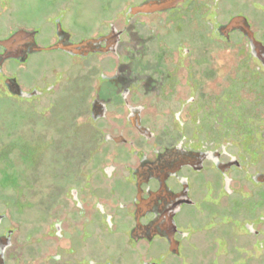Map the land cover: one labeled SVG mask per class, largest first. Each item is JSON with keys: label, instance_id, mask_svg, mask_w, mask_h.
Instances as JSON below:
<instances>
[{"label": "flooded vegetation", "instance_id": "1", "mask_svg": "<svg viewBox=\"0 0 264 264\" xmlns=\"http://www.w3.org/2000/svg\"><path fill=\"white\" fill-rule=\"evenodd\" d=\"M145 1L112 10L78 40L102 39L104 48L110 37L108 52L57 51L93 56L89 68L71 76L55 68L24 83L18 71L6 74L9 60L0 66L7 95L38 100L44 109L60 100L66 83L83 82L77 99L67 100L77 107L70 124L87 126L92 137L90 150L76 154L79 163L64 172L63 186L49 190L50 203L28 206L42 217L25 221L18 196L10 217L0 213V264H122L93 253L104 235L133 245L134 264H159L144 260L151 245L160 241L167 257L181 259L207 222L213 233L222 227L223 239L238 225L236 246L264 255V52L253 51L248 36L264 47V0H241L238 9L228 0H182L162 12L129 13ZM54 22L52 44L58 25L62 38L78 42L63 29L62 16ZM196 28L205 34L201 43L189 34ZM172 34L177 39L170 43ZM156 50L160 67L146 60ZM32 54L10 60L21 67ZM253 74L261 87L248 90ZM242 105L248 131L234 125ZM7 147L11 157L15 146Z\"/></svg>", "mask_w": 264, "mask_h": 264}, {"label": "rangeland", "instance_id": "2", "mask_svg": "<svg viewBox=\"0 0 264 264\" xmlns=\"http://www.w3.org/2000/svg\"><path fill=\"white\" fill-rule=\"evenodd\" d=\"M140 1L142 0H0V39L7 38L17 28H23L35 31L37 45L47 47L53 43L54 20L62 16L63 29L72 34L73 41H78L88 36L100 17H107L112 10L121 11L131 2ZM228 1L233 3L234 9L240 7L241 0ZM183 30L187 28L184 27ZM189 34L197 42L204 40L202 28L190 29ZM176 39L175 34L169 36L170 43ZM148 59H153L151 61L158 67L162 66L158 50L151 51L147 55L146 60L149 61ZM93 61V56L84 60L57 51L39 52L32 54L21 67L11 60L5 63V67L7 75L11 76L10 71H18L20 80L29 83L32 78L52 72L55 68L64 70L71 76L82 67H91ZM250 78L249 85L246 86L248 90L260 89L255 75H250ZM82 83L80 80L66 83L67 88L61 93L60 100L56 99L44 109L38 106V100L23 101L10 97L3 90L0 81V144L8 146L7 148L15 146L11 157L9 154L4 155L6 147L0 149V213H6L10 217L13 213L12 206L15 205L13 196H18L19 199L23 197V203L16 206L17 211H23L21 217L25 221H37L42 217L41 212L33 207L28 210V206L50 203L49 196L53 192L49 190L62 187L66 182L64 172L69 173L68 169L79 163L75 155L90 150L91 131L87 126L76 130L70 124V117L77 107L67 103L70 98L77 99L73 95L78 92L76 89L84 88ZM237 113L239 118L234 125L242 131H248L249 124L245 123V117L249 114L247 107L242 105ZM16 200L15 197L14 201ZM200 222L195 220L194 228L200 227ZM7 225L8 221L2 226ZM210 227L211 223H205L206 235L204 232L197 233L196 246L188 245L183 250V258L171 260L160 249L161 242L156 241L148 249L144 260L150 261L151 258L164 264V259L159 258L163 255L168 259L165 264H264L263 254L254 256L236 246L240 243L237 236L241 235L238 225L226 230L224 239L220 236L222 227L217 228L214 233V230L208 231ZM95 252L114 263L122 264H134L139 256L133 245L124 246L120 238L106 235L100 237L98 243L93 242V253ZM101 257L98 258L99 263L103 260ZM7 264H11L10 261Z\"/></svg>", "mask_w": 264, "mask_h": 264}, {"label": "water", "instance_id": "3", "mask_svg": "<svg viewBox=\"0 0 264 264\" xmlns=\"http://www.w3.org/2000/svg\"><path fill=\"white\" fill-rule=\"evenodd\" d=\"M181 1L182 0H147L138 6L130 8L129 13L131 15H136L162 12L174 8ZM238 22L240 21H233L228 25V28L231 29L236 27ZM57 34L59 37V40L57 42L47 47H40L37 45L35 40V31H16L9 38L0 40V47L3 50L2 53H0V66L6 60L24 58L28 54L38 53L42 51H63L72 56L85 57L90 53L108 52L112 49L113 46V43H111L109 40L110 37L105 38L104 48L100 46L102 39H89L77 43L69 42L62 38L64 31L59 25L57 26ZM248 36L250 37L253 51L264 52V47L254 41V39L251 37V34H248ZM6 84L9 88H13L10 82L6 81Z\"/></svg>", "mask_w": 264, "mask_h": 264}]
</instances>
